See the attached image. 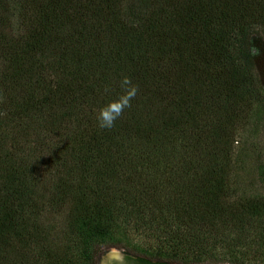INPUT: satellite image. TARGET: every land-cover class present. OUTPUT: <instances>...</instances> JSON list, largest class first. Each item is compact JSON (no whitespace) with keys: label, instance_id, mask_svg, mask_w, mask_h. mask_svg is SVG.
I'll return each instance as SVG.
<instances>
[{"label":"trees","instance_id":"16d2710c","mask_svg":"<svg viewBox=\"0 0 264 264\" xmlns=\"http://www.w3.org/2000/svg\"><path fill=\"white\" fill-rule=\"evenodd\" d=\"M263 29L264 0H0V264H264V191L233 172Z\"/></svg>","mask_w":264,"mask_h":264},{"label":"rangeland","instance_id":"374dc122","mask_svg":"<svg viewBox=\"0 0 264 264\" xmlns=\"http://www.w3.org/2000/svg\"><path fill=\"white\" fill-rule=\"evenodd\" d=\"M264 40V29L259 34ZM258 51V65L264 74V47L256 43ZM263 156V157H261ZM262 158L264 163V117L259 121L251 120L250 125L239 131L233 156V172L239 191H264L255 172L256 158ZM118 251L116 248L105 249L99 257L98 264Z\"/></svg>","mask_w":264,"mask_h":264},{"label":"clouds","instance_id":"9594fccd","mask_svg":"<svg viewBox=\"0 0 264 264\" xmlns=\"http://www.w3.org/2000/svg\"><path fill=\"white\" fill-rule=\"evenodd\" d=\"M121 94L110 100L106 105L100 108L97 116V126L100 129H112L115 122L123 115L125 109L130 108L131 101L138 94L139 86L133 83L132 78L123 76L120 80Z\"/></svg>","mask_w":264,"mask_h":264},{"label":"flooded vegetation","instance_id":"af4514ba","mask_svg":"<svg viewBox=\"0 0 264 264\" xmlns=\"http://www.w3.org/2000/svg\"><path fill=\"white\" fill-rule=\"evenodd\" d=\"M115 254L103 261L102 264H158L156 261L142 260L138 257L128 255L123 250L117 249Z\"/></svg>","mask_w":264,"mask_h":264}]
</instances>
